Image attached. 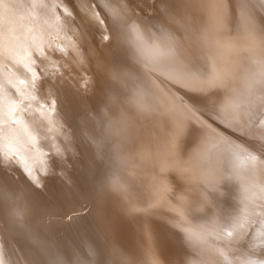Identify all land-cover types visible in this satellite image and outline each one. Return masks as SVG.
<instances>
[{
    "label": "rangeland",
    "instance_id": "1",
    "mask_svg": "<svg viewBox=\"0 0 264 264\" xmlns=\"http://www.w3.org/2000/svg\"><path fill=\"white\" fill-rule=\"evenodd\" d=\"M54 2L46 0L43 7L22 8L24 15L34 18L29 28L35 35L33 50L38 61L31 58L30 62L29 45H24L29 52L19 58L20 70L33 67L35 78L43 82V89L33 101L38 103L33 108L38 124L30 137L37 140L41 136L45 145L27 147L20 139L17 146L19 154L28 151L21 156L24 161L37 151L34 161H26V171L33 186L40 182L34 183L36 173L44 179L40 187L44 199L40 200L48 207L46 211L43 204L29 209L31 216L20 212L19 221L14 223L20 229L21 224H29L31 217L44 220L41 227L45 229L47 249L38 244L33 250L30 245L40 263L48 264L45 256L49 254L54 257L53 264H65L63 234L55 223L64 219L62 223L69 225L71 234L77 233L75 237L84 248L80 258L67 264H264V154L257 151L264 144L261 0H96V8L85 5L84 22L92 29L86 42L74 10L80 0ZM55 14L61 25L53 20ZM13 37L19 41L17 33ZM70 37L87 52L97 50L118 66L129 65L153 77L146 79L164 99L163 111L172 123L170 140H166L170 143L164 146L163 139L155 135L159 119L152 102L148 111L139 112L131 88L121 85L108 70L106 74L96 72L95 64L83 53L79 55L83 63L74 66L77 57L67 52ZM8 60L13 64L11 57ZM65 62L72 64L65 66ZM8 64L6 69L11 71ZM72 75L80 82L74 87L76 103L84 108L81 117L77 114L71 119L64 111L69 104L66 90ZM15 95L17 91L11 97ZM194 122L197 126L202 123L207 130L200 129V124L198 129L211 137V144L215 142L214 151L212 145L208 149V159L202 157L204 153L195 144L199 135L192 126ZM190 128L194 129L192 133ZM191 148L196 154L190 152ZM167 150L171 151L168 155H174L172 158L166 155ZM39 158L44 165L38 164ZM90 186L93 190L88 192ZM97 191L109 198H103V206L114 222L109 230L89 234L97 226L88 210L96 207ZM81 196L89 198L88 209L77 203ZM29 200L25 196L24 203ZM111 202L124 215H119ZM24 203L18 206L23 208ZM18 238L24 240V245L31 242L27 234L18 233ZM20 242L16 251L24 250Z\"/></svg>",
    "mask_w": 264,
    "mask_h": 264
},
{
    "label": "bare ground",
    "instance_id": "2",
    "mask_svg": "<svg viewBox=\"0 0 264 264\" xmlns=\"http://www.w3.org/2000/svg\"><path fill=\"white\" fill-rule=\"evenodd\" d=\"M65 1V0H64ZM67 1V0H66ZM72 1V0H71ZM102 1V0H101ZM49 2V1H48ZM50 4V2H49ZM55 4V2H54ZM61 4V3H60ZM51 5V4H50ZM49 5V7H50ZM71 5V4H69ZM85 5L86 4H81L80 2L74 5V10L76 12V14L78 15V18H80L79 22H81L82 27V35H85V42L88 40V38L91 36L92 33V29L86 25V23L84 22V11H85ZM52 7H55V5H51ZM26 7V6H25ZM99 7V6H98ZM207 7V6H206ZM113 8V7H111ZM11 10H9V8L6 9V18H5V27H6V35L8 38V45L6 47L5 50V54L2 58V60H0V84H2V93H3V107H4V112H5V130H4V145H3V157L2 159H0V264H41L39 259H38V255L35 253L34 250V245L37 246L38 244L40 245V247H45L44 249H47V245L46 242L44 240L45 237V229H43L41 226L44 222V220L41 218H38L37 216L35 217H31V221L29 222L28 226L26 227L23 226L24 224H21L22 228H19V225L16 226L15 225V221H19V215L21 216V213H28L29 216H31L32 208L36 207V206H41L43 204V207L45 208V211L47 210V205L44 204L40 199L43 198L42 196L44 195V192L41 191L40 187H41V183L44 179L41 180V176L36 173L37 178H34V183H38L39 181V185L37 186H33L30 182H29V178L30 176L29 173H27V169H26V161L30 158H35L33 157L35 154H37V151L35 152V154H32V156L27 155L25 157V161L22 159L23 157V153H27L28 151L23 150L20 154L18 151V144L20 143V139L23 141L22 143L27 146L30 147L32 146H38L39 145H45L44 141L42 140V138H40L41 136H38L37 140H32L31 139V131L33 132L36 128H37V115L35 114V112L33 111L34 108V104L37 105L36 103H34V98H36V96H38L41 92V90L43 89V82H41L39 79H36L34 74H33V67H31L32 71H21L20 70V59L21 55L24 52H29V49H26L25 46L30 47V62L32 61L31 58L33 60L38 61L37 59V53L35 52L34 47H35V38L33 39L32 37V33L30 31L29 25L31 23H33L34 18L32 19L31 16H26L23 13H25L22 8L19 7H10ZM46 9V7H45ZM55 10H57V6L56 8H54ZM53 9V10H54ZM100 9V8H99ZM54 10V11H55ZM101 10V9H100ZM30 11V10H29ZM39 11V10H38ZM37 11V12H38ZM50 11V10H49ZM52 11V9H51ZM53 11V12H54ZM97 11V10H96ZM95 11V12H96ZM211 11V10H209ZM74 12V13H75ZM113 12V11H112ZM224 12V10H223ZM36 13V12H35ZM72 13V12H71ZM91 13V12H90ZM28 14V13H27ZM30 14V13H29ZM39 14V12H38ZM47 14V13H46ZM45 14V16H46ZM49 17H50V13ZM54 15V13L52 14ZM229 15V14H228ZM33 16V15H32ZM8 17H12L13 20L12 21H8ZM44 17V16H43ZM48 17V18H49ZM53 17V16H52ZM56 14H55V19L56 18ZM87 18H89L87 16ZM229 19V18H228ZM231 19V18H230ZM46 20V18H45ZM44 20V21H45ZM58 20V19H57ZM61 20V19H60ZM77 20V19H76ZM238 20V19H237ZM49 21V20H48ZM8 22L10 24H8ZM27 22V23H25ZM46 22V21H45ZM59 22V20L57 21V23ZM61 22V21H60ZM59 22V23H60ZM73 22V21H72ZM84 22V23H83ZM94 22V21H93ZM235 23V22H234ZM34 24V23H33ZM67 24V23H66ZM69 24V23H68ZM71 24V23H70ZM80 24V25H81ZM52 25V23H51ZM57 25V24H55ZM61 25V23H60ZM59 25V27H60ZM231 25V24H230ZM18 26H21V28ZM50 26V25H49ZM109 27V26H108ZM117 27V26H116ZM12 28V29H10ZM15 28L17 30H15ZM61 28V27H60ZM14 29V31H13ZM32 29V28H31ZM104 30V29H103ZM34 31V30H33ZM44 31V29H43ZM114 31V30H113ZM109 32V31H108ZM116 32V31H115ZM120 32V31H119ZM17 33L19 41H17V39L15 37H13V34ZM26 33V34H24ZM27 33H29L31 36H28ZM34 33V32H33ZM118 33V32H117ZM23 34V35H22ZM241 34V33H240ZM67 35V34H66ZM93 35V34H92ZM51 36V35H50ZM236 36V35H235ZM41 37V36H40ZM79 37V36H77ZM71 38V37H70ZM111 38V37H110ZM109 38V39H110ZM114 38V37H112ZM238 38V37H236ZM33 39V41H32ZM66 39V38H65ZM39 40V39H38ZM43 40V39H41ZM62 40V39H60ZM113 40V39H111ZM116 40V39H115ZM40 41V40H39ZM59 41V40H57ZM63 41V40H62ZM108 41V39H107ZM24 42V43H23ZM111 42V41H110ZM114 42V41H113ZM111 42V43H113ZM237 42V41H236ZM41 43V42H40ZM43 44V43H42ZM50 44V42H49ZM107 44V43H106ZM105 44V46H106ZM254 44V43H253ZM25 45V46H24ZM43 46V45H42ZM54 46V45H53ZM69 48L67 49V52L69 53V55L74 56L76 55V59L78 60L75 62L74 66H79L81 65V63H83L82 61H80L79 59V55L82 56L81 53H83V56H85L86 58L90 59V62H93L95 64V69L96 72H103V73H107L106 71L108 70L109 72H111V74L117 79V81L121 84V85H128L131 88V98L134 99V102L137 104V106L139 107V112L141 113H145L146 111H148V106L153 105L152 107H157V115H158V123H155V135L157 137L160 136L161 139H163L162 141H164V146H166V142L170 143L169 141H166L167 138L169 137L170 134V129L172 126L170 118L165 111H163L164 107L162 104V100L164 101L163 97H160L159 95H161L159 93V95H157V91L152 88V86L149 84L148 79H150L147 74L145 76V73H142L141 71H134L132 68L128 67L129 65H124V66H118L115 63H113L110 59L104 58L103 56L100 55V53L97 50H92L87 52L86 50H83L80 46H77L73 40V38L70 39L69 41ZM85 46V45H84ZM102 46V45H101ZM104 46V44H103ZM104 46V47H105ZM115 46V45H114ZM40 47V46H39ZM49 47V46H48ZM103 47V48H104ZM108 47V46H107ZM106 47V48H107ZM111 47V46H109ZM108 47V48H109ZM113 47V46H112ZM240 48V47H239ZM42 49V47H41ZM50 49V48H47ZM97 49V48H96ZM101 49V48H100ZM111 49V48H110ZM116 49V48H115ZM118 49V48H117ZM245 49V48H243ZM264 49V48H263ZM53 50V49H52ZM99 50V49H98ZM262 50V49H261ZM37 51V50H36ZM44 51V50H43ZM162 51V50H159ZM264 51V50H262ZM54 52V51H52ZM63 52V51H62ZM109 52V51H108ZM241 52V51H240ZM6 53H10L7 54ZM32 53V54H31ZM247 53V52H246ZM15 54V55H14ZM25 54V53H24ZM23 54V55H24ZM36 54V55H35ZM42 54V53H41ZM65 54V53H64ZM110 54V53H109ZM117 54V53H116ZM238 54V53H237ZM241 54V53H240ZM249 54V53H247ZM68 54L66 53L65 56H67ZM106 55V54H105ZM17 56V58H16ZM116 56V55H115ZM243 56V55H242ZM251 56V55H250ZM263 56V55H261ZM11 57V61H13V64H8L10 63L8 58L10 59ZM28 57V56H27ZM42 57V56H41ZM241 57V56H240ZM25 58V57H24ZM51 58V57H50ZM65 58V57H64ZM109 58V57H108ZM121 58V57H120ZM45 59V58H44ZM52 59V58H51ZM63 59V58H62ZM245 59V57H244ZM264 59V58H262ZM43 60V59H42ZM41 60V61H42ZM68 60V59H67ZM70 61V59H69ZM238 61V60H237ZM264 61V60H263ZM59 63V62H58ZM57 63V64H58ZM103 63V65H102ZM240 63V62H239ZM8 64L10 65L11 71L10 69H6V65ZM72 64V63H71ZM71 64L68 65V63L65 62V66H70ZM123 64V63H122ZM250 64V63H249ZM248 64V65H249ZM7 65V67H8ZM247 65V66H248ZM33 66V65H32ZM38 66V65H37ZM252 66V65H251ZM263 66V65H262ZM76 67V68H79ZM124 67V68H123ZM242 67V65H241ZM264 67V66H263ZM65 68V67H64ZM70 68V67H68ZM75 68V67H74ZM244 68V67H243ZM239 69V68H238ZM245 69V68H244ZM249 68H247L246 70H248ZM257 70V69H256ZM240 71V70H239ZM78 72V70L76 71ZM244 72V71H242ZM241 72V73H242ZM255 72V70H254ZM264 72V71H263ZM246 73V72H244ZM50 74V73H48ZM247 74V73H246ZM245 74V75H246ZM252 74V73H251ZM257 74V73H256ZM66 75V74H65ZM149 75V74H148ZM262 75V74H261ZM259 75V77L261 76ZM255 76V75H254ZM40 77H44V76H40ZM72 77L74 78V76H70V82H69V86L67 87L66 90V94L69 97V104L66 108L65 112V116H69V118H76L77 114L79 115V117H81L80 115V111L84 108L82 105L79 107L78 104L76 103V96L74 95V87H77V84H80L79 79L73 80ZM146 77H148V79H146ZM263 77V76H262ZM38 78V77H37ZM153 78V77H152ZM64 79V78H63ZM245 79V78H244ZM243 79V80H244ZM258 79V78H257ZM256 79V80H257ZM51 81V80H50ZM152 81V79H151ZM152 82H156L153 81ZM245 83V82H244ZM52 84V83H51ZM54 85V84H53ZM56 85V84H55ZM14 86V87H13ZM47 86V85H46ZM64 86H67L66 84ZM154 86H157L154 85ZM163 86V85H162ZM161 86H157V88H160ZM58 88V87H56ZM46 89V88H45ZM161 90V89H160ZM17 91V95L13 97H11L14 92ZM85 91V90H84ZM163 91V90H161ZM160 91V92H161ZM33 92V93H32ZM61 92V91H60ZM162 93V92H161ZM164 93V92H163ZM134 94V95H133ZM73 95V96H72ZM163 95V94H162ZM248 95V94H247ZM13 98V99H12ZM23 98V99H22ZM83 98V97H82ZM153 100V101H152ZM174 101V100H173ZM57 102V101H56ZM154 102V103H153ZM60 103V102H57ZM179 106V105H178ZM38 108V107H37ZM183 108V107H182ZM61 109V108H60ZM145 109V110H144ZM190 109V108H189ZM188 109V110H189ZM42 110V109H41ZM48 110V109H47ZM138 110V109H137ZM186 110V108H185ZM243 110V109H242ZM38 111V109H37ZM46 111V110H45ZM42 112V111H41ZM40 112V113H41ZM138 112V114H139ZM184 113V112H183ZM192 113V112H191ZM190 113V114H191ZM188 114V113H187ZM195 114V113H194ZM41 115V114H40ZM182 115V114H181ZM184 115L186 116V114H183L182 116L184 117ZM64 116V117H65ZM192 116V115H190ZM188 118L189 122H192L190 120V117ZM194 116V115H193ZM198 117V115H196ZM55 117V116H54ZM88 117V116H87ZM185 119V118H184ZM81 120V118H80ZM187 120V118H186ZM193 120V119H192ZM45 121V120H44ZM48 121V120H46ZM182 121V119H181ZM197 121V120H196ZM199 121V119H198ZM197 121V122H198ZM56 122V121H55ZM61 122V121H60ZM84 122V120H83ZM185 122V121H184ZM188 122V121H187ZM40 123V122H39ZM54 123V122H53ZM71 123V122H70ZM194 124V125H193ZM200 124V123H199ZM197 126V123L195 124L192 123V126L194 127V129H196V131L198 132V142H196L195 144H199L197 146V148L200 149L201 153H204L202 157H206V159H208V149L210 147V145H212V149L214 151L213 147L215 146V142H213L212 140V144H211V137H208V135L206 136V134H202L200 129H203L200 124ZM52 125V124H51ZM58 125V124H57ZM191 125V124H190ZM188 124V126H190ZM53 126V125H52ZM204 127V126H203ZM200 128V129H198ZM57 129V128H56ZM72 129V128H71ZM77 130H79V128H76ZM194 129L190 128V132L192 133V131H194ZM205 129V128H204ZM203 129V130H204ZM68 130V129H67ZM207 130V129H205ZM204 130V131H205ZM129 131V130H128ZM127 131V133H128ZM211 131V130H208ZM49 132V131H48ZM56 132V131H55ZM54 132V133H55ZM174 132V131H173ZM207 132V131H206ZM205 132V133H206ZM209 133V132H208ZM212 133V134H211ZM211 135H215L213 132H210ZM64 135V134H63ZM78 135V134H77ZM205 135V136H203ZM210 136V135H209ZM50 137V136H49ZM63 137V136H62ZM46 138V137H45ZM64 138V137H63ZM171 138V137H170ZM194 138V137H193ZM196 138V137H195ZM169 139V138H168ZM213 139H215L213 137ZM220 139V138H219ZM79 140V139H78ZM170 140V139H169ZM172 140V139H171ZM182 140V139H181ZM59 141V140H58ZM217 141V140H216ZM220 141V140H219ZM80 142V141H79ZM174 142V141H172ZM184 142V141H183ZM200 142V143H199ZM182 143V142H181ZM194 143V142H193ZM60 144H63L62 142H60ZM70 144V143H69ZM50 145V144H49ZM64 145V144H63ZM191 145L193 146V144L191 143ZM229 145V144H228ZM31 146V147H32ZM169 146V145H168ZM167 146V147H168ZM195 146V145H194ZM174 147V146H173ZM40 148V147H39ZM72 148V147H71ZM76 148V147H75ZM166 148V147H165ZM187 149V147H185ZM195 148V147H194ZM196 148V151H197ZM231 148V147H230ZM26 149V148H25ZM42 149V148H41ZM168 149V148H167ZM171 149V148H170ZM181 149V147H180ZM190 149V148H189ZM193 149V148H191ZM40 150V149H39ZM68 150V149H67ZM70 150V149H69ZM177 150V149H176ZM195 149L191 150L190 152L192 153ZM168 151V150H167ZM166 151V152H167ZM173 151L175 152V150L173 149ZM232 151V150H231ZM171 151H168V153L166 154L168 157L172 155H168L171 154L169 153ZM195 152V151H194ZM234 152V151H233ZM80 153V152H79ZM181 153V152H180ZM179 153V154H180ZM198 153V152H197ZM44 154V153H43ZM53 154V153H52ZM68 154V153H67ZM196 154V152L194 153ZM26 154H24L25 156ZM176 155V154H175ZM22 156V157H21ZM55 156V155H54ZM70 156V155H68ZM174 156V155H173ZM182 156V155H181ZM231 156V155H230ZM44 157V156H43ZM59 158V156H57ZM157 157V156H156ZM232 157V156H231ZM63 158V157H62ZM60 159V158H59ZM159 159V158H158ZM157 158L155 159L156 161L158 160ZM204 159V158H203ZM63 160V159H62ZM79 160V159H78ZM171 160V159H169ZM191 160V158H190ZM34 161V160H33ZM80 161V160H79ZM154 161V159H153ZM176 161V160H174ZM43 160L42 158H39L38 164H42ZM82 163V162H81ZM85 163V162H84ZM152 163V162H151ZM45 164V162H43V165ZM59 164V163H58ZM87 164V163H85ZM161 164V162H160ZM196 164V163H195ZM213 164V163H212ZM57 165V164H56ZM81 165V164H79ZM181 165V164H180ZM191 165V164H190ZM210 165V164H209ZM47 166V165H46ZM76 166V165H75ZM95 166V165H94ZM185 166V165H184ZM198 166V165H197ZM54 167V166H52ZM60 167V165H59ZM149 167V166H148ZM170 167V166H168ZM176 167V166H175ZM191 167V166H190ZM67 168V167H66ZM80 168V167H79ZM141 167H139L138 169H140ZM144 168V167H143ZM181 168V167H180ZM208 168V167H207ZM62 169V168H61ZM60 169V170H61ZM169 169V168H168ZM39 170V169H37ZM82 170V169H81ZM84 170V169H83ZM142 170V169H141ZM149 170V169H148ZM170 170V169H169ZM174 170V169H172ZM170 170L171 172H174ZM183 170V169H182ZM209 170V169H208ZM62 171V170H61ZM131 172V170H129ZM168 171V172H170ZM176 171V170H175ZM190 171V170H189ZM193 171V170H192ZM201 171V170H200ZM210 171V170H209ZM214 171V170H213ZM56 172V171H55ZM68 172V171H67ZM79 172V171H78ZM92 172V171H90ZM191 172V171H190ZM189 172V174H190ZM199 172V171H198ZM71 174V172H69ZM96 173V171H95ZM145 173H147L145 171ZM172 174V173H171ZM62 175V174H61ZM100 178H101V174L99 173ZM170 175V174H168ZM180 175V174H179ZM184 175V174H183ZM97 176V175H96ZM59 177V176H58ZM186 177V174H185ZM187 177L188 174H187ZM220 177V176H219ZM51 178V177H50ZM72 178V177H71ZM184 178V177H183ZM171 179V178H169ZM185 179V178H184ZM188 179V178H187ZM187 179H185V181H187ZM164 180V179H163ZM174 180V179H173ZM172 180V181H173ZM189 180V179H188ZM59 181V180H58ZM62 181V180H61ZM73 181V180H70ZM161 182V181H160ZM175 182V181H174ZM183 182V181H181ZM249 182V181H248ZM163 183V182H162ZM208 183V182H207ZM56 184V183H55ZM58 184V183H57ZM94 184V183H93ZM185 184V183H184ZM75 185V184H74ZM162 185V184H161ZM191 185V184H190ZM215 185V184H214ZM237 185V184H236ZM50 186V185H49ZM76 186V185H75ZM89 186V185H88ZM106 186V185H105ZM177 186V185H176ZM189 186V185H187ZM47 187V186H46ZM68 187V186H67ZM91 188V190H90ZM93 187H89L88 189L91 192L93 189ZM167 188V187H166ZM175 188V187H174ZM192 188V187H191ZM188 188H186L187 191ZM59 190V189H58ZM164 190V189H163ZM195 191V189H193ZM222 190V189H221ZM220 190V191H221ZM45 191V190H44ZM49 191V190H48ZM56 192V189L54 190ZM84 191V190H83ZM110 191V190H109ZM185 191V192H186ZM246 191V190H245ZM58 192V191H57ZM99 191H97V198L95 199V205L96 207L94 208V210L88 209L87 206V202L88 200L81 196L80 198H78L77 203H79L80 206H84L86 205V208L89 210L90 214L93 216L94 219H96L97 222V226L94 228V230H89V234L90 233H102L104 229L111 227L113 218H110L111 214H108L106 211V207L104 208L103 206V198H107V200L109 201V198L107 196L102 195L101 193H98ZM183 192V191H181ZM185 192H183L185 194ZM189 192V191H187ZM50 193V191H49ZM63 193V192H62ZM195 193V192H194ZM65 194V193H64ZM62 194V195H64ZM67 194V193H66ZM84 194V193H83ZM169 194V193H168ZM178 194V193H177ZM200 194V193H199ZM231 194V193H230ZM48 195V194H47ZM179 195V194H178ZM182 195V194H180ZM186 195V194H185ZM254 195V193L252 194ZM28 197L27 201L28 203H24V199ZM88 196V195H87ZM63 197V196H62ZM69 197V196H68ZM92 197V196H90ZM187 197V196H185ZM46 198V197H45ZM57 198V197H56ZM66 198V197H65ZM169 198V197H167ZM176 198V197H175ZM181 198V197H179ZM183 198V197H182ZM241 198V197H240ZM44 199V198H43ZM69 199V198H68ZM31 200L33 202H31ZM62 199H60L61 201ZM159 200V199H158ZM164 200V199H163ZM176 200V199H175ZM179 200V199H178ZM247 200V199H246ZM65 201V200H64ZM113 201V200H112ZM188 201V200H187ZM251 201V200H250ZM29 202L31 204H29ZM62 202V201H61ZM172 202V201H171ZM178 202V201H177ZM20 203V205L22 203L23 204V208H21L20 206H18ZM59 203V201H58ZM111 204L113 205V203L111 202ZM242 204V203H241ZM27 205V206H26ZM72 205V204H71ZM26 206V207H25ZM50 206V205H49ZM115 210H117L119 212V215H124L123 210L119 208H117V205H113ZM219 206V205H218ZM58 207V206H57ZM65 207V206H64ZM69 207V206H68ZM65 207V208H68ZM40 208V207H39ZM71 208V207H70ZM170 209V208H169ZM39 210V209H38ZM234 210V209H233ZM35 211V210H34ZM67 211V210H66ZM73 211V210H72ZM75 211V209H74ZM21 212V213H20ZM59 212V211H58ZM64 212V211H63ZM45 213V212H44ZM66 213V212H65ZM110 213V212H109ZM232 213V212H231ZM75 214V213H74ZM78 214V213H77ZM234 214V213H233ZM59 215V214H58ZM65 216V215H63ZM90 217V216H89ZM112 217H114V215H112ZM82 218V217H81ZM54 219V218H53ZM197 219V218H196ZM212 219V218H211ZM64 220V219H63ZM62 220V221H63ZM70 220V219H69ZM73 220V219H72ZM83 220V219H81ZM115 220V218H114ZM200 220V219H199ZM62 221L57 220L55 223L58 227V231L62 232L63 236H62V249H63V255L65 257V264L71 262L74 259H77L78 257L80 258V256L82 255L84 248L83 246L79 243V241L77 240V233L71 234V231H69L70 227L69 225H64L62 223ZM68 221V220H67ZM69 222V221H68ZM75 222V221H74ZM73 222V223H74ZM79 222V221H78ZM114 222V221H113ZM208 222V221H207ZM45 223V222H44ZM49 223V222H48ZM77 225V221L75 222ZM74 223V224H75ZM54 225V224H53ZM55 225V226H56ZM84 225V224H83ZM86 225V223H85ZM82 225H80V228ZM90 227V226H88ZM87 227V228H88ZM74 228V227H73ZM77 228V229H78ZM76 229V228H75ZM76 229V230H77ZM83 229V228H82ZM86 230V229H85ZM20 234H27L30 238H31V244L27 242L26 245L23 244L24 240L22 241L21 238H18V233ZM78 232V231H77ZM17 234V235H16ZM56 234V233H55ZM76 234V235H75ZM87 234V233H86ZM52 235V234H51ZM76 236V237H75ZM92 236V235H91ZM89 236L91 239L92 237ZM58 237V236H57ZM80 237V236H79ZM34 238V239H33ZM60 238V237H58ZM86 238V237H85ZM169 238V237H168ZM82 239V238H81ZM22 242V246H24V250H17L18 249V244L19 242ZM38 243H37V242ZM84 241V239H83ZM20 242V243H21ZM36 242V243H35ZM33 247V250L31 249V246ZM151 245V244H150ZM148 245V247L150 246ZM60 246V245H59ZM182 246V245H181ZM191 248V247H190ZM58 249V248H57ZM149 249V248H148ZM181 249V248H180ZM179 249V250H180ZM151 250V249H149ZM170 250V249H169ZM168 250V251H169ZM43 251V250H42ZM57 251V250H55ZM177 251V250H176ZM206 251V250H205ZM44 252V251H43ZM47 252V250H46ZM56 253V252H55ZM171 253V252H170ZM174 253V252H173ZM54 254V253H53ZM140 255L142 254L139 253ZM164 254V253H163ZM184 254V253H183ZM182 254V255H183ZM59 255V254H58ZM62 255V256H63ZM156 255V254H155ZM153 255V256H155ZM168 255V254H167ZM172 255V254H171ZM44 256V255H43ZM176 256V255H175ZM185 256V255H184ZM48 259V264H53L52 262L54 261V257H49V254L45 256ZM53 260H52V259ZM168 258V257H167ZM171 258V257H170ZM177 258V257H176ZM187 258V256H186ZM205 258V257H204ZM192 259V258H190ZM174 260V259H173ZM167 261V260H166ZM172 260L170 259V262ZM180 261V260H179ZM57 262V261H56ZM169 262V263H170ZM184 262V261H183ZM189 262V261H188ZM186 262V264L188 263ZM61 263V261H60ZM156 263V262H155ZM158 263V262H157ZM160 263V261H159ZM158 263V264H159ZM178 263V262H177ZM176 263V264H177ZM161 264V263H160ZM171 264V263H170ZM175 264V263H174ZM179 264V263H178Z\"/></svg>",
    "mask_w": 264,
    "mask_h": 264
},
{
    "label": "snow or ice",
    "instance_id": "3",
    "mask_svg": "<svg viewBox=\"0 0 264 264\" xmlns=\"http://www.w3.org/2000/svg\"><path fill=\"white\" fill-rule=\"evenodd\" d=\"M56 3H64V0H55ZM46 0H0V60H2L6 47L8 45V38L6 35L5 18L6 9L11 7L19 8H35L36 6L43 7ZM81 4H86L87 8H96V0H80ZM261 4L264 5V0H261ZM79 27V26H77ZM34 63V61H33ZM27 71L31 72L32 69L25 66ZM14 87V86H13ZM23 99V98H22ZM4 130H5V112L3 107V93L2 84H0V159L3 157V145H4ZM264 154V144L257 149Z\"/></svg>",
    "mask_w": 264,
    "mask_h": 264
}]
</instances>
